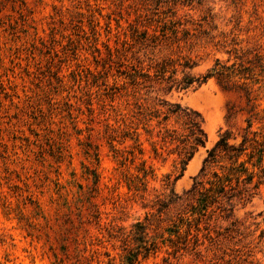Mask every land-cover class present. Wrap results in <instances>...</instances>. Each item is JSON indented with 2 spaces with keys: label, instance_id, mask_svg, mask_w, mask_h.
Returning <instances> with one entry per match:
<instances>
[{
  "label": "rangeland",
  "instance_id": "rangeland-1",
  "mask_svg": "<svg viewBox=\"0 0 264 264\" xmlns=\"http://www.w3.org/2000/svg\"><path fill=\"white\" fill-rule=\"evenodd\" d=\"M200 1L174 9L194 20L211 13L215 40L238 44L204 41L193 53L198 64L187 72L204 74L217 60L250 66L251 101L242 89L224 90L215 77L198 88L154 85L137 94L152 113L163 116L179 104L202 117L206 143L176 180L181 200L169 215L185 208L221 134L231 130L239 140L251 113L254 128L264 127V0ZM152 7L143 0H0V264H79L91 255L90 236L110 223L130 227L157 195L170 192L164 179L181 172L177 155L154 157L132 116L137 99L113 87L115 77L119 87L124 81L118 77L123 52L136 42L134 28L149 25ZM232 47L237 53L227 52ZM125 119L140 127L143 157L155 170L145 195L137 178L142 155L135 147V161L122 163L119 151L135 142L112 131ZM175 121L172 127L181 129ZM210 228L214 244L205 239L201 254L187 253L174 264H264V185L249 202L236 199L229 221Z\"/></svg>",
  "mask_w": 264,
  "mask_h": 264
},
{
  "label": "trees",
  "instance_id": "trees-1",
  "mask_svg": "<svg viewBox=\"0 0 264 264\" xmlns=\"http://www.w3.org/2000/svg\"><path fill=\"white\" fill-rule=\"evenodd\" d=\"M153 5L152 15H147L148 24L143 30L134 28L133 36L136 42L125 48L123 59L118 69V77L124 81L119 87L115 77L114 88L124 89L126 95L134 96L137 110L132 115L142 124L147 134V140L152 146L154 157L166 159L165 153L177 155L181 163V172L174 177L166 175L165 186L170 192L164 197L157 195V200L150 205V210L143 219L137 220L130 227L106 224L100 230V235L90 236L91 245L89 257H79L78 263L93 264H174L187 253H202L205 239H210L211 222L214 226L222 220L229 221L233 211L234 201L249 202L260 192L264 185V127L254 128L255 113L247 118V125L237 135L226 130L220 135L215 145L208 151L201 174L196 178L189 190L187 204L176 214L169 212L178 204L181 197L174 191L176 180L200 146L206 143V133L202 127V117L199 112L182 108L179 104L169 108L163 116L161 113L147 111L140 103L137 94L141 90L150 89L154 85L164 86L171 90L198 88L215 77L219 85L226 91H245L248 102L251 101L249 81L254 79L253 69L241 64L236 67L226 66L217 60L214 67L206 73L195 76L187 72L198 64L199 56L193 55L204 41L215 46L227 47L238 44L233 38L230 43L226 39L215 40L212 32L217 28L214 15L207 13L198 20L179 16L174 5L188 4L200 0H143ZM172 4L161 10L164 5ZM228 53H237V48H227ZM181 73V76L179 75ZM235 78H238L237 80ZM243 80L242 82H240ZM254 108L251 109L253 111ZM175 117L181 129L172 127L171 118ZM157 124L151 127V122ZM175 121V122H176ZM140 127H134L123 120V125L113 127L112 131L123 138V142L133 140V149H119L122 163L134 162L135 147L142 155L139 167L143 195L147 191L150 177H155L153 165H148L144 141L141 140ZM237 140V141H236ZM184 205V203H183ZM96 217L98 214H95ZM205 225L202 227V222ZM230 223L234 224V221ZM206 233L201 235V232ZM83 249L88 250L87 241ZM115 251V254H113ZM152 263H150V261Z\"/></svg>",
  "mask_w": 264,
  "mask_h": 264
}]
</instances>
